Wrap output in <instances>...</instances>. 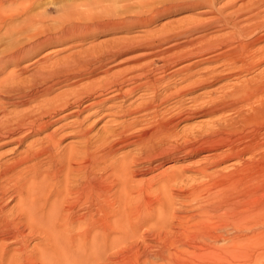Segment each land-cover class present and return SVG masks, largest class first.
I'll use <instances>...</instances> for the list:
<instances>
[{
  "label": "rangeland",
  "instance_id": "1",
  "mask_svg": "<svg viewBox=\"0 0 264 264\" xmlns=\"http://www.w3.org/2000/svg\"><path fill=\"white\" fill-rule=\"evenodd\" d=\"M2 1H4L2 8H7V13H14L15 10L22 12L10 16V19L7 20L8 23H4L0 27V57L22 46H32L33 49L24 54L20 61L8 60L4 63L5 65L0 66V88L4 86V83L6 86L13 84L28 86L34 72L42 69L64 68L68 64H72V56L76 54L83 56L86 54H101V52L108 50L119 51V55L113 61L106 62L96 72H84L81 76L65 81L62 79L60 84L51 88L53 91L50 89V93L42 94L34 102L16 104L15 106L10 105V102L21 98L15 99L16 96L14 95L10 96V99L6 97L3 99L2 96L6 94L0 91V103H2L6 113L10 112V115H16L31 108L36 109L59 93L63 94L64 92L66 94V92L68 93L78 87L88 85L91 81H99L104 77V74H102L104 68H109L110 72H126V70L137 68L135 74L142 73V77L145 76L143 80L150 79L152 81L149 87L145 89L141 87L133 91L130 94L131 96H126L125 99L113 100L114 102L105 101L80 112L77 116L58 120L45 132L27 136L19 149L24 148L34 139L44 136V133L46 134V132L48 133L53 129L56 132L55 137L57 136L55 139H61L58 144V149H61L60 153H66L65 148L67 147V152L72 148L74 151L79 140L77 137L72 136L76 130L81 127V130H91L89 135L96 134L95 136H99L108 131L109 125H113L111 122L113 120L123 122V126L128 122L139 121V123L131 125L133 128L129 127V133L130 131L133 133L130 134L132 138L129 141L137 140L138 136L136 135L139 134L140 127L146 128L145 126L148 125L149 128L153 124H157L159 120H167L171 116L173 117H171V125L174 126L171 134L167 137L168 140H164L163 143L154 140V143H152L159 150L168 149V152L161 155L162 158H159L162 165L153 166L149 170L150 165L147 159H151V154L149 158H142L138 168H135L143 170V174L139 171L141 174L134 173L131 177V185L134 191L140 192L136 196L135 194L132 195V197L134 196L132 200L138 199L132 201L136 209L133 210V213L123 211V214H121L122 211H118L115 215H107L110 222L117 220V224H122L123 230L120 227L121 230L116 231L120 226L116 224L115 231L113 230L114 227L106 234L107 231L103 229L102 231L99 227H96L84 239L83 234L76 236L80 231L83 232L82 229H79L80 226L76 225L74 230L60 233L58 239L55 240L61 239L57 242L58 244L55 242V249L58 248V251L55 250L57 257L60 259L58 253L62 251L61 248L65 247L64 252L62 251L64 255L65 249L68 247L70 252L73 251L76 254V257L80 255L79 253H82L83 256L80 255V257L83 260H78L80 257L76 259L78 264H95L96 260L99 262L97 258H100L101 263L97 262L96 264H264V235L263 239L250 241L244 240V237H242L241 240L232 243V245L230 244L231 246H221L220 244L212 246L210 240L202 239L201 236L206 231L205 229H209L208 232L210 231L212 234L219 232L224 234H219L224 237L227 230L229 232L226 233L225 237L229 238L234 227L240 226L241 228L243 226V222L238 224V220L241 219L238 217L244 210L248 209L252 214L247 217L243 216L246 218L244 222L250 224L264 223V172H260L262 178L259 175L258 178L256 177L257 182L262 179L261 183L255 185L256 188H226L223 197L230 201L236 200L235 203H238L237 214H231L230 221H226L225 215H221L220 212L217 215V213L205 212L203 208H205V204L208 207L209 203L216 201V198L210 195L211 187L216 186L214 185L216 179L219 182L222 173L230 172L241 161L233 159L214 164V161L218 160L219 157H213V155L214 153H220L221 150L198 152L195 149H190L193 142L200 138L202 134L211 130L242 131L247 124H244V126L243 123L233 125L230 128L227 127L228 123L229 126H232L231 122L238 119L239 111H242V109L246 111L253 105L257 107L264 101L263 90H259L262 93L254 97L249 94L252 88L258 89L257 86L261 85L257 80L264 79H261L264 77V0H14L12 4L8 0ZM227 21L229 22L227 23ZM108 23L114 26L105 28ZM233 23H236V26ZM69 24H73V26L87 24L92 29L83 31L80 27L77 31L61 34V27ZM241 24L243 25L241 26ZM97 25L100 27H96ZM101 25L103 28H101ZM237 25L240 27L237 28ZM236 28L239 29L238 32ZM45 37L49 38L44 44L38 43L39 39ZM240 41L241 44L238 45ZM259 73L261 78L258 76ZM250 78H254L251 81L253 83L250 82ZM143 80L137 81L141 82ZM130 83L126 82L121 89L124 90L134 85ZM232 91H237V93H232ZM253 98L255 102H253ZM256 100L259 102H256ZM152 101L153 108L150 109L151 111L149 110L150 113L147 116L141 115L144 112L134 115L125 114V116H119V118L112 115L118 105L123 106V108L128 106L134 108L136 104ZM234 101L242 105L235 104ZM224 103L225 109L223 107ZM109 105L112 107L110 108ZM211 105H216L219 109L223 108L215 114H202L206 107ZM256 107L253 106V108ZM63 112L65 111L56 114V116L64 114ZM109 112H112L111 115ZM179 112L180 116L177 115ZM228 118H231L232 121L230 122ZM2 119L3 116L0 113V122ZM109 121L110 124H107ZM260 128L259 132L262 134L260 137H263L264 122L260 125ZM4 142L5 140H0V162H9L14 160L13 154L10 153L16 144L4 145ZM69 145L71 148H69ZM188 145L189 147H187ZM96 146H98L97 143L94 144V148ZM135 151V146L130 144L116 150L112 158H119L126 152L134 153ZM230 162H235V164L232 166ZM26 165L28 164H23L18 169ZM166 165L170 166L165 168ZM146 168L149 171L144 170ZM208 175L211 177L213 175L214 178L211 179ZM210 181L212 185L209 184ZM222 181H226V179ZM141 188H147L148 190L144 189V191L149 193L146 194L148 195L149 206L145 211L137 210L143 202L140 200H144L145 196ZM12 196L10 190L6 191L2 198V204H5V202L7 204ZM134 202L138 203L135 204ZM13 204H15V200L8 202L5 211ZM138 212L142 213L139 214ZM80 213L84 215L88 212L79 210L77 214L81 215ZM235 220L238 222H235ZM221 227H224V229L226 227L225 231ZM28 231L25 230L23 236H18L19 242H16L17 244L6 239V234L2 235L0 233L2 235H0V256L3 254L8 256L9 252L13 253L20 244H27L26 255L36 247L37 249L42 248L39 245V243H42L41 235L39 236L37 232ZM96 233L99 234L98 237ZM91 234H94L95 237L92 236L95 239L92 238ZM96 237L99 242L94 241ZM69 238L72 241H68ZM91 240L93 243L95 242L94 245H92ZM10 241H12V244ZM61 241L63 246L66 243L67 247L66 245L60 247L62 245H60ZM96 242L101 244L99 245ZM83 245H86V247L82 252L80 247ZM89 251L99 254V257L94 255V257L96 256L94 260L92 253L88 255ZM58 258L56 259L58 260ZM80 261L82 262L80 263Z\"/></svg>",
  "mask_w": 264,
  "mask_h": 264
},
{
  "label": "bare ground",
  "instance_id": "2",
  "mask_svg": "<svg viewBox=\"0 0 264 264\" xmlns=\"http://www.w3.org/2000/svg\"><path fill=\"white\" fill-rule=\"evenodd\" d=\"M8 2H11L10 4H12L14 0H8ZM3 4H4V1L0 0V27L4 23H8L7 20L10 19V16L20 14L22 12V11L17 12L15 10L14 12L15 14L7 13L8 9L2 8ZM229 21H227V23ZM239 25H237V28ZM242 25L243 24H241V26ZM107 26L112 27L114 25L108 23L106 24L105 28ZM234 26H236V23L234 24ZM80 27H81V30L83 31L84 30L89 31L92 29L87 24L80 25V26H76V25L73 26V24H69L68 26L61 27V30L63 31V32L61 31V34L68 33L69 31L73 32L74 30L77 31V29L79 30ZM96 27H100V26L97 25ZM101 28H103V26ZM245 29H248V28H245ZM238 31L239 29H237V32ZM47 38L45 37L43 39H39L38 43L44 44V42L47 41ZM238 43H239L238 45H240L241 41ZM32 49H33L32 46H28V47L22 46L20 48H17L13 51L6 53L5 55L0 57V66L8 60L9 61L10 60L20 61L21 60L20 58H22L24 54L32 51ZM118 52L119 51L116 52L113 50H108L103 53L101 52V54H92V55L86 54L83 56H79L76 54L75 56H72L73 57V60L71 61L72 64L71 65L68 64L64 68L62 67L60 69V67H58L59 69L37 70L31 75V78L29 81L30 85L28 86L22 85V84H13L11 86H6L4 83V86L0 88V91L1 92L3 91V93H5L6 95L5 96L3 95L2 98L5 99L6 97L7 99H10V96H14V95L16 96V98L14 97L15 99L21 98L17 101H12L9 103L10 105H14V106L16 104L21 105L27 102L28 103L34 102L37 100L39 96H42V94H45V93L48 94L50 93L49 91L51 90L53 91V89L51 88L54 85L60 84L62 82V79L63 81H65L71 78L73 79L78 76H81L82 74H84V72H88V73L96 72V70L104 66L106 62L113 61L119 55ZM243 65L247 66L246 64H243ZM135 69L133 70L131 69L129 71L126 70V72L125 71L124 72L122 71H118V72L111 71L110 72L109 68H104L102 71V74H104V77L100 79L99 81H94V82L91 81L90 83H88V85L78 87L77 89H74V90L71 89L72 91L68 93L66 92V94H64L63 92L64 95L59 93L53 98H51V100L44 103L42 106L39 105L40 107L36 109L31 108L24 112L16 114V115L15 114L10 115V112L6 113L5 108H3L2 103H0V113L3 116V119L0 122V140L1 139L5 140V142L3 143L4 145L12 144V143L16 144V146L14 145L15 147L11 150V153H10V154H13L14 160L9 161V162H6V161L0 162V233H2V235L6 234V239L12 240L13 242L16 243V242H19L17 239L18 236L20 235L23 236L22 235L23 232L25 230H29L28 232H35V233L37 232L39 236L41 235L40 239L42 242L41 244L39 243V245H41L42 248L37 249V247L35 246L36 248L32 249L31 250L32 252L29 253L28 255H26V245L27 244H20L19 247L14 250L15 252L12 250L13 253L9 252L10 254L8 256H6L5 254L0 256V264H78L77 261L82 259L80 257V255L83 256L82 253H79L80 255L76 257L75 256L76 254L73 253V251L70 252V249L67 247L65 243L67 248L65 249V253L63 255L62 251L64 250L65 245L63 246L62 241L60 243V245L61 244L62 245L61 246L58 245L60 247H64V248H61L62 251H59L60 253H58L60 259L55 254L56 253L55 250L58 251V248L55 249L56 243L61 239H59L58 241H55V240L58 239V236L60 233L66 232V231H72L75 229L74 227L76 225H79L80 226L79 229H82L83 232L82 233L81 231L80 233L77 232L78 234L76 236H80L83 234V238H84L87 236V234H89V232L91 233L92 230L96 227H99L101 230L103 229L104 231H107L106 232L107 234L108 231L113 229L115 226L120 225V224H117L118 222L117 220L110 222L109 218L107 219V215H115V213L118 211H122L121 214H123V211L133 213V210L136 209L132 201H136L138 199L132 200L134 197V196L132 197V195L135 194L136 196L138 195L137 193H140V192L134 191L133 186L131 185L132 183L131 177L133 176L134 173H140L139 171L141 170L135 169V168H138L139 164L141 163L142 158H149L151 154H152L150 156L151 159H147V162H149V165H150V167H148L149 170L150 168L152 169L153 166L158 167V165L160 164L162 165V162L160 161L159 158L161 157V155L166 154L168 152V149L159 150L157 146H153L152 143H154L153 142L154 140H159V142L157 141L158 143H163L164 140L165 141L168 140L167 137L171 134L172 127L174 126V125H171L172 118H173L172 116H171L172 118L170 117L171 119L168 118L169 120L163 119L164 121L163 120L157 121V124H153V126L149 128L147 127L148 126L147 124H146L147 126H145L146 128L140 127L139 131L136 130L139 132V134L138 132L135 131L138 134L136 135L138 136L137 140L129 141V139L132 138L130 134H133L131 131L129 133V130H130L129 127H131V125L135 123H139V121H134V122L132 121L131 123L128 122V124L126 123L127 125L125 124L123 126L122 125L123 122L113 120L111 121L113 125L112 124L109 125L108 131L105 133L101 132L102 134L99 136H95L96 134L92 135L91 133H90L91 135H89V132H91V130H81L80 129L81 127L79 128V130H76L74 134L70 133L72 134L73 137L75 136L79 139L78 140L79 143L77 142V146L74 148V151L72 148V150L67 152L68 151L67 150L68 147H67L65 148L66 153L65 152L60 153L61 149H58V144L61 139L60 140L55 139L57 136L55 137L56 132L53 131V129L52 131L48 133L46 132V134L44 133V136L42 135V137L40 136L39 138H36L31 142L29 141L30 143L25 145L24 148L19 149L22 146V143L24 142V140L27 138V136L45 132L46 130L50 129V126L53 123H56L58 120H63L64 118H70L73 116H77L79 115L80 112L88 110L92 108L93 106L99 105L105 101L112 102L113 100L115 101L121 98L125 99L126 96L130 95L133 91L140 89L141 87L144 89L149 87L152 81H150V79L143 80L145 76L142 77L141 75L142 73L135 74L137 73ZM258 76L260 77V73L258 74ZM261 76H262V72H261ZM11 77L13 78V76ZM263 78L264 77H262L261 79ZM57 79H60V80L58 81ZM141 79L143 81L141 82L137 81ZM250 79H251L250 80L251 82L252 79L254 78H250ZM257 81L260 82L261 85L259 87L257 86L258 89L252 88L249 92V94H252L250 96H253V97L257 96L259 93H262L260 92L261 90L264 91V79L260 81L257 80ZM126 82L128 83L131 82L130 84H134V85L124 90L121 89L122 85H124ZM249 85L251 84L249 83ZM233 92L234 91H232V93ZM234 93H237V91ZM233 97L235 98V96ZM238 98L241 99L240 97ZM245 100H246V97H245ZM258 100H256V102ZM235 101H238V100H235ZM240 102L242 101L240 100ZM253 102H255L254 98H253ZM142 103L139 105L136 104L134 108L133 106L131 108L129 106L126 108H123V106L121 107L118 105V107L116 108V111H113L114 113L112 115L119 118V116H125V114L134 115L136 113L144 112L141 115L147 116L151 111L150 109L153 108V105H152L153 101L146 102L143 104ZM235 104H239V102L238 103L235 102ZM235 104L233 103L234 106ZM224 105L225 103L223 104V107ZM239 105L241 106L242 104H239ZM253 106L256 107V105H253ZM253 106L246 109V111L245 110L243 111L242 109V111H239L240 113L236 112V113H239V115L237 116L238 119L236 120L232 121L230 120L231 118L230 119L228 118L230 122L232 121L231 122L232 126H229L230 125L229 123L227 126L230 128L233 127V125H241L243 123L242 125L244 126V124H247L245 125L246 128H244L242 131L226 132V131H223L224 129L223 130H220V129L211 130L208 133L202 134L200 138H198L195 142L192 143V147H190L191 150L195 149L198 152L204 151V150H208V151L221 150L220 153H214L213 157H219L218 160L214 161L215 162L214 164H220L226 160H233V159H238L239 161H241L239 165L234 166L230 172H227L226 174L220 173L221 179L218 180L219 182H217V179H216L215 181L216 184H214L216 186H213L210 189L211 191L210 195L214 196L216 198V201H212L213 203L211 204L209 203L208 207H206L207 204H205V208H203L205 212H212L215 214L217 213V215L220 212L221 215H225L226 221L227 220L230 221L229 217L231 214H234V213L237 214L236 211H237V206H238V203H235L236 200L230 201L228 199H225V197H223L224 191H226V188H229V187H240V188L243 187L245 189L246 188H256L255 185L262 182V179H260V181L257 182L256 177L258 178L260 176V178H262V174L260 172H264V168H263L264 167V136L260 137L262 134H260L259 132L261 129L260 125H262V123L264 122V101H262L261 104L257 106L256 108H253ZM223 107H221V109ZM105 108L104 110H106ZM225 108L226 107H224V109ZM221 109L217 108L216 105H213V106L211 105L209 107H206L204 112L203 113L201 112V113L202 114L204 113L215 114ZM62 111H65L63 112L64 114L60 116L57 115L58 116L57 117L56 114ZM108 111H111V110H108ZM139 115H136V116H139ZM177 115L180 116V112L177 113ZM152 123H155V122H152ZM107 124H110V121ZM95 143H97L98 146L94 148ZM130 144L135 146L136 151L134 153L126 152L119 158H115V159L112 158L116 150L121 149ZM184 145L186 146V141ZM187 147H189V145ZM69 148H71V146ZM92 148L94 149L92 150ZM127 158L129 159L127 160ZM23 164H28V165L24 167L22 166L23 168L18 169ZM233 164H235V162H232L230 165L233 166ZM169 166L166 165L165 168H168ZM148 168L144 170H148ZM208 177H211V176L208 175ZM212 178H214L213 175L211 179ZM223 179H226V181H222ZM209 184L212 185L211 181L209 182ZM144 189L148 190L147 188H144ZM144 189H142L143 192L145 193V194L143 193V195H145L144 200L143 199L140 200V201H143L142 205H140L139 208H137V210L139 211H145V209H147L149 206L148 205L149 202L147 199L148 195H146L149 193H146ZM8 190L11 191V195L13 196L11 197V199H9V201H7V204L8 202L9 203L12 202V200H15V204H13L7 211H5V207L7 204L6 202L5 204H2L3 203L2 198L4 194L6 193V191ZM204 191H209V190H204ZM141 197L143 198V196ZM208 202H205V203H208ZM79 210H86L88 213L84 215L80 213L81 215H78L77 212ZM141 213L142 212H140L139 214ZM251 214L252 212L249 209L244 210V212L240 214V217L238 218H241V219L240 220L237 219L239 222L237 220H235V222L237 221L238 224L243 222V226H241V228L240 226H237V228L233 226L234 230L232 232L230 231L231 236L229 238L225 237L226 233L229 231L227 230L225 231L226 227L225 229L224 227L223 228L221 227L226 232L224 237L221 236V235H224L222 233L218 232L217 234L215 233L216 234L215 235V234L210 233V231L208 232L209 229H205L206 231H204V233H202L201 235L202 239L210 240L211 241L210 243L212 246H218L217 244H220L221 246H229L230 244L232 245V243L238 240H241L242 237H244V240H248V241L256 240L259 238L263 239L264 223L250 224L249 222H244L246 218H244L243 216L247 217ZM96 215L98 216L96 217ZM121 226L122 224L118 226V228L115 227L113 230L115 231V229L117 228L116 229L117 231L118 229H120ZM92 235L94 236V234H91V236ZM96 235L98 237L99 234L96 233ZM93 236L92 238L95 239L94 238L95 236L94 237ZM97 237H96V240L94 241L99 242V240H97ZM52 239L53 241L51 242ZM12 241H10L11 244H12ZM68 241H72V239L69 238ZM98 242L96 243L100 245L101 243H98ZM110 242H111V239H110ZM94 244L95 242L92 245ZM85 247L86 245L81 246L80 251L83 252L85 250ZM74 250H77V249H74ZM90 253H92L93 255L92 258H94V260L96 258V256L94 257V255H97V256L99 255V254H94L95 252L93 253L92 251L91 252L89 251L88 255H90ZM102 253L104 254V252ZM3 256L6 258H4ZM79 257L80 259H78ZM56 258H58V260ZM97 259H99V262L101 261L100 258H97ZM88 260H87V263H88ZM81 262L82 261H80V263ZM97 262L98 261L96 260V262L94 263L96 264Z\"/></svg>",
  "mask_w": 264,
  "mask_h": 264
}]
</instances>
